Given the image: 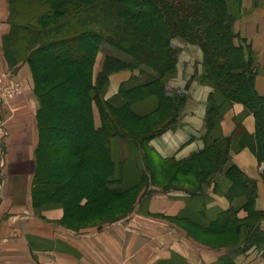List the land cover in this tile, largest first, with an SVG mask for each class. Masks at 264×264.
Returning a JSON list of instances; mask_svg holds the SVG:
<instances>
[{
    "label": "trees",
    "instance_id": "obj_1",
    "mask_svg": "<svg viewBox=\"0 0 264 264\" xmlns=\"http://www.w3.org/2000/svg\"><path fill=\"white\" fill-rule=\"evenodd\" d=\"M8 3L10 29L4 49L25 55L39 98L36 117L40 141L33 200L41 207L62 206L63 222L68 221V227L70 220H84L98 211L99 207L91 208L98 200L107 205L128 192L129 189L119 186L122 179L119 171L130 161L133 138L123 122L139 124L155 115V110L180 102L177 93L169 96L165 92L166 74L174 69L178 51L171 45L173 39L201 48L202 78L213 88L208 98L203 149L196 155L209 151L218 160L225 159L220 157V149L230 138L221 137L216 125L223 110L239 102L253 115L255 131L251 136L241 124L239 128L250 137L249 144L258 158L264 159V95L254 86L257 70L249 45L234 41L238 34L233 26L242 14V0H8ZM67 12L73 18L68 20ZM104 43L127 54L129 59L105 55L94 74L96 55ZM122 69H138L137 76L143 79L135 81L137 76H132L120 84L115 96L103 99L109 75ZM148 95L159 96L154 108L135 112L130 104ZM94 108L100 118L98 126L94 122ZM175 124L173 117L140 134L136 140L148 143ZM231 169L235 173L231 188L246 187L255 195V181L235 164ZM174 189L190 195L203 193ZM83 198L85 203H81ZM234 209L231 206L219 211L211 219L203 215L204 208L197 212L198 220L186 214L179 216L205 230L235 232L264 218V210H256L245 219H236ZM247 239L242 238L243 248L260 245L264 257V230L255 225V231ZM220 264L235 263L225 256Z\"/></svg>",
    "mask_w": 264,
    "mask_h": 264
},
{
    "label": "crops",
    "instance_id": "obj_2",
    "mask_svg": "<svg viewBox=\"0 0 264 264\" xmlns=\"http://www.w3.org/2000/svg\"><path fill=\"white\" fill-rule=\"evenodd\" d=\"M243 10L234 30L254 52L257 70L254 86L260 95H264V0H243ZM9 29L8 6L5 0H0V125L6 128L1 141L0 264H220L225 256H232L235 264H263L257 262L258 259L249 260L251 250L246 254L239 253L242 238L234 248L239 254L232 255V248L209 247L182 227L159 218L160 215L177 218L186 214L198 220L200 214L197 212L202 208L207 219L215 217L219 211L226 210L230 202L215 193L212 185L196 195L183 190L155 194L147 199L146 211H139L136 206L125 219L100 228L68 227L63 223L64 208L56 204L35 208L32 191L40 141L36 117L39 98L25 55L4 49ZM180 46L177 76L182 78L183 73L189 76L199 73L200 48L191 44ZM102 60L97 53L94 74L100 69ZM133 74L135 72L131 70L112 73L105 96H115L120 84L129 81ZM165 87L167 92L175 90L172 82ZM7 88L15 89L17 94H9L5 91ZM187 90V103L175 126L153 136L147 143L162 159L185 158L203 149L207 97L213 88L192 81ZM241 116L243 130L254 133L253 115L242 103L235 102L222 120L224 135L232 132L234 119ZM99 121L97 113L96 126ZM123 148L121 146L122 153ZM232 160L255 181L257 207L264 210V169L257 167V161L248 149L233 154ZM226 184L224 180L217 183L221 187ZM243 214L239 211L237 216ZM203 224H207V220ZM259 228L264 230V219Z\"/></svg>",
    "mask_w": 264,
    "mask_h": 264
},
{
    "label": "rangeland",
    "instance_id": "obj_3",
    "mask_svg": "<svg viewBox=\"0 0 264 264\" xmlns=\"http://www.w3.org/2000/svg\"><path fill=\"white\" fill-rule=\"evenodd\" d=\"M5 1L8 6V16H9V3H8V0H5ZM54 1H57V0H54ZM243 12L244 10H243V0H242V13ZM66 15L69 16L67 17L68 20L70 18H73V16L71 15V13L69 14V12H67ZM234 41L238 44L243 43V42L246 45L248 44L245 42V40L241 39L239 35L238 37L235 38ZM186 44L196 45L192 43H185L179 39H173L171 41V45L173 47L178 48V51H176L174 69L170 72H167L166 74L167 82L165 86H167L169 82H172L173 86H175V90L172 92H167V89L165 87V92L169 96H173V93H177L180 97V102L178 104H176V102L167 104L162 109L155 110L154 111L155 115H153L149 119L139 122V124L133 125V124H130L129 122H126V123H124L125 121L123 122V125L126 124L125 128L131 133V137L133 138V143L131 145V151H130V161L122 165L119 171L120 172L119 175L122 176L119 186L129 189L128 192L126 194L124 192L123 194L118 196L120 198H118L115 201H112L110 204L107 203V205H104L102 201L98 200L97 202L98 204L95 205L96 204L95 203L93 204V207H91L94 209H97L99 207L98 211L92 212L91 216L84 220H80V221L70 220L69 222L70 227L74 229H83L87 227L88 228L90 227L100 228L106 224L125 219V217H127L131 212L135 210L136 206L138 207L139 211H146L145 204L149 197L155 194H162V193H169L172 191H177L178 189H174L175 187L201 190L202 192H204L206 191L208 187L212 185L213 191H215V193L217 194L223 195L230 202L229 207L232 206V208H235L234 213H235L236 219H245L249 217L250 213H252L253 211L259 210V208L257 207V197H256L257 187L255 190V195H253L252 192L249 190V188H246V187H241L240 188L241 190L240 189L233 190L231 188L230 181H233V179L235 178V173L231 169V166L235 164L232 160L233 154H236V153H239L240 151L248 149L251 152V154H253V156L255 157L257 161V167L260 169L262 168L264 169V159L260 160L258 158L257 154L255 153V151L251 148L249 144L251 141L250 137L245 136L243 134V131L240 129L241 126L239 124H241V119H243V116H241L240 118L238 117L234 119L235 127L233 128L232 132L229 135L223 134L222 126H221L222 120L225 114L229 111V109L235 102H233L228 108H225L223 110V112L218 118L217 125H216L217 132L221 137L230 138L226 142V145H224L220 149V153L222 154L220 157H224L225 159L220 158L218 160L217 156L213 157L214 152L206 151L204 153H200V155H196L197 153H191L185 158H180V159L170 158V161L163 162L151 150V148L148 146L146 142L141 144L139 139L136 140V138H138L137 136H140V134H144V133L146 134L152 128L155 129L159 124H162L173 117H175L176 120L178 119V117L182 114L184 107L187 103V99L189 95L187 88L188 86H191L192 81H195L202 85H208L205 81H203V78H202V73H203L202 60L200 62V72L199 73L195 72L194 74L190 76L188 73L186 75H183L184 74L183 73L182 76L184 77L182 78L177 76V67H176L177 57L180 51L182 50L180 45H186ZM250 50L253 56L254 52L251 49V47H250ZM98 54H99V57L102 59L104 58L105 55L117 56V57H121L122 59H126V60L129 59V56L127 54L118 51L117 49H115L114 47L110 46L107 43H104L103 45H101V48ZM201 54L203 57L202 50H201ZM122 70H130V69H122ZM131 71H133V73L135 72V74H133L132 76H137L139 74L138 69H134ZM142 79H143V76H137L135 81H141ZM108 86H109V80H108L107 86L103 93V99H108V97L105 96ZM5 91L11 95L17 94L15 93L16 92L15 89H12V88H7V90ZM156 96L148 95V97H143L140 100L134 101L133 103L130 104V106L133 108L135 112H145L151 109L152 107L154 108L159 98V96L157 97ZM208 98H209V95L207 97L206 114H207L208 107H209ZM119 101L121 100H118V102ZM97 113L98 112L96 108H94V113H93L94 119L95 117L97 119ZM97 124H98V121H97ZM2 127L4 130L2 131L0 130V162H1V141H2L4 134L6 133V128L4 127V125ZM249 135L253 136V134H249ZM214 160L217 163L214 162ZM178 163L181 164L180 168L178 167ZM175 175H177L176 178H173V176ZM220 180L226 181L227 182L226 186L221 187L217 185L218 181ZM115 187L118 188L117 184L115 185ZM33 193L34 191H32V201H33L32 205L35 208H40L41 206L36 205L35 201L33 200ZM99 199L100 200L102 199L101 194L99 196ZM82 201L83 203H85L86 198H83ZM239 211H243L244 213L243 216H237ZM159 218L166 219L170 222H173L177 226L182 227L189 234H192V236L195 237L196 240L198 241L200 240L201 243L209 247L230 248V249L232 248L233 250L230 251L232 255L236 253L237 255L239 253L246 254L247 252L251 250V252L249 253L250 254L249 260L254 261L258 259L257 262L260 261L261 263L264 264V257L262 255V247L260 245L253 244L246 249H244L242 246V250L239 253L236 250L234 251V248L238 245L237 243L239 239L244 238V237L247 239L248 235L255 231V225L259 226V223L264 218L261 220H258V222L255 224L244 226L242 230L239 232L232 231V229L231 230H205L189 221L186 222L185 220L180 218V216H178L177 218H169V217L160 215ZM250 222L252 223L253 221L251 220ZM63 223L65 225H68V221L66 223L65 222Z\"/></svg>",
    "mask_w": 264,
    "mask_h": 264
},
{
    "label": "built area",
    "instance_id": "obj_4",
    "mask_svg": "<svg viewBox=\"0 0 264 264\" xmlns=\"http://www.w3.org/2000/svg\"><path fill=\"white\" fill-rule=\"evenodd\" d=\"M0 130L2 131V130H4L3 129V127L0 125ZM2 163V159H1V162H0V164Z\"/></svg>",
    "mask_w": 264,
    "mask_h": 264
}]
</instances>
